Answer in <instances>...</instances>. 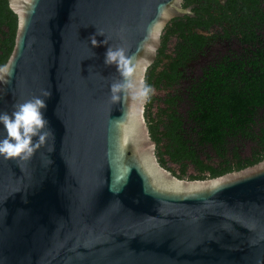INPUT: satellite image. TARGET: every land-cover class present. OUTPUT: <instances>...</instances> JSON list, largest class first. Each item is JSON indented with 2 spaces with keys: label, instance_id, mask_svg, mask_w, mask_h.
Segmentation results:
<instances>
[{
  "label": "water",
  "instance_id": "obj_1",
  "mask_svg": "<svg viewBox=\"0 0 264 264\" xmlns=\"http://www.w3.org/2000/svg\"><path fill=\"white\" fill-rule=\"evenodd\" d=\"M180 2L7 0L16 27L0 112L50 90L55 138L29 160L0 156V264H264V158L178 178L155 156L146 101L110 99L120 74L107 47L125 46L144 81L160 43L149 31L188 13Z\"/></svg>",
  "mask_w": 264,
  "mask_h": 264
},
{
  "label": "flooded vegetation",
  "instance_id": "obj_2",
  "mask_svg": "<svg viewBox=\"0 0 264 264\" xmlns=\"http://www.w3.org/2000/svg\"><path fill=\"white\" fill-rule=\"evenodd\" d=\"M246 4L242 0H181V7L186 8L188 13L173 16L165 24L154 60L147 67L149 83L155 91L150 94L145 106L150 119L156 123L157 135L164 139L158 143L159 148H156L155 142V152H161L165 160L163 167L179 178L207 176L211 168L216 171L231 168L226 173L234 171L236 163L244 164L245 154H249L248 143L239 151L241 160H237L234 156L235 141H227L223 151L218 145L213 148L199 143L201 136L197 134L188 137L184 134L191 141L186 152L192 153L200 162L191 159L172 161L169 157L171 153L182 155L183 151L172 140L168 143L165 138L169 133L167 116L163 114L162 120L158 121L162 110L170 107L166 114L179 115V119L186 123L182 127L189 131L190 122L187 121L189 109L194 106L195 90L200 91V87L201 90L206 89L196 83H203L208 76L215 74L214 68L222 62L225 66L226 60L241 59V51L251 45L248 36L252 32L260 39L264 38V0H247ZM5 19L6 16L0 22V56L11 39L14 40L15 34L16 17H8L14 31ZM244 67L248 69V64Z\"/></svg>",
  "mask_w": 264,
  "mask_h": 264
},
{
  "label": "trees",
  "instance_id": "obj_3",
  "mask_svg": "<svg viewBox=\"0 0 264 264\" xmlns=\"http://www.w3.org/2000/svg\"><path fill=\"white\" fill-rule=\"evenodd\" d=\"M0 1V22L6 16L5 22L10 28L13 27L12 31H14L13 24L8 21L9 16L12 19L15 18L14 13L9 9L7 0ZM242 1L244 5H248L246 4L247 0ZM248 38H251L252 42L249 48L246 47L241 51V59L234 58L232 62L226 60L225 66L222 62L214 68L215 74L208 76L203 83H196V85L205 86L206 89L201 90L200 87V91L195 90L194 106L189 109L190 115H188L187 121L190 122L189 128L191 129L189 131L182 127L186 123L179 119V115L166 114L170 107H166L158 116V121L162 120L163 114L168 118L169 126L167 129L169 133L165 137L168 143L172 140L178 145V149L183 151L182 155L169 153L172 161L182 162L183 159H191L194 162H200L193 157L192 153L186 152L191 141L185 135L188 137V135L196 136V134L201 136L199 143L209 144L213 148L218 145L223 151L226 150L227 141H235L234 156L237 160H241L239 151L242 150L245 143H248L249 154H245L246 161L244 164L236 163L235 168L232 169L234 171L250 166L264 158V38L260 39L253 32ZM12 39L10 45L3 49L0 63L6 61L12 49ZM245 54L247 55L243 56ZM229 63H232L231 66ZM246 64H248V69L244 67ZM146 72L144 82L150 85L149 76ZM144 117L150 137L157 143L156 148H159L158 143L164 139L157 135L156 123L152 121V118L150 119L147 106L144 108ZM155 156L163 166L165 160L161 152H155ZM229 170L231 168L220 171L211 168L209 175H195L189 179L211 178ZM181 171L183 172V169Z\"/></svg>",
  "mask_w": 264,
  "mask_h": 264
},
{
  "label": "clouds",
  "instance_id": "obj_4",
  "mask_svg": "<svg viewBox=\"0 0 264 264\" xmlns=\"http://www.w3.org/2000/svg\"><path fill=\"white\" fill-rule=\"evenodd\" d=\"M97 33L105 35L103 30L97 29ZM162 26L154 25L149 36L154 41H159ZM91 45L99 46L108 44L109 36L103 41L97 40V34L90 37ZM153 54L156 52L155 44L149 45ZM105 65H115L120 79L110 84V99L112 103L121 102L123 98L130 96L132 99H141L145 102L155 89L145 84L143 80L139 83L135 80L136 66L138 61L135 57L128 55L125 46H108L104 55ZM13 61L0 63V82H7L13 74ZM50 90H44L43 95H36L30 99L18 102L13 110L0 112V125H3L5 134L0 136V156L5 158H17L18 160H29L41 146L48 143L49 137L55 138L54 130L50 127V121L45 115L48 107L47 98L51 96ZM52 149H50L51 151Z\"/></svg>",
  "mask_w": 264,
  "mask_h": 264
}]
</instances>
